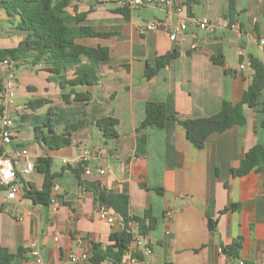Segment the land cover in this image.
<instances>
[{"label":"crops","instance_id":"0c3cea01","mask_svg":"<svg viewBox=\"0 0 264 264\" xmlns=\"http://www.w3.org/2000/svg\"><path fill=\"white\" fill-rule=\"evenodd\" d=\"M173 1L171 9L162 4L139 6L128 18L116 11L121 6L115 0H72L80 12L87 13L85 24L111 33L81 42L107 46L110 57L98 67L97 84L76 87L91 91V100L68 102L73 106L68 119L54 125L60 134L67 125L83 121L70 145L50 149L35 134L20 138L13 131L8 150L25 145L34 161L52 156L57 188L51 199L55 196L59 205L55 209L52 201L45 205L39 196L27 195L25 188L42 189L44 177L35 169L28 174H41L39 185L25 178L28 174L22 172L20 162L17 173L22 189L17 198L8 199L6 189L0 188V246L12 253L22 249L10 264H77L70 258L72 253L92 255L95 243H111V234L123 228L100 219L94 190L83 181L95 182L108 193L129 195L131 214L149 210L155 218L154 228L145 236L151 252L140 248L135 253L143 258L132 264H239L241 260L264 264V168L240 176L231 171L251 147H264V88L257 106L244 104L245 123L212 133L203 148L187 139L183 125L174 118L164 127L138 129L148 101L162 102L169 114L185 119L211 116L224 100H241L253 82L254 70L240 65L252 57L264 63V44L259 40L264 37V0H237L234 22L227 17L228 0ZM203 18L216 24L213 30L197 28L196 22ZM17 20L18 16L0 8V48L15 47L23 39L25 32L16 27ZM180 20H186L188 28L172 40L170 33ZM148 21L166 26L140 33L138 28ZM235 23L239 28L232 26ZM215 46L222 49V64L213 59ZM173 51L178 52L176 58L146 76L147 65L155 66L160 56ZM7 70L0 62L2 82ZM73 72L69 69L68 76ZM51 76L43 64L22 66L17 70L16 93L34 97L31 100H64L62 94L71 87L61 88ZM31 100H13L7 108L11 113L33 112ZM103 117L118 120L117 137L103 136L97 125ZM85 148L100 152L92 162V174L73 163ZM78 167L79 176L73 170ZM99 167L106 172L99 174ZM209 218L217 220L215 231L208 226ZM34 239L39 241L41 263L31 254ZM239 241L238 258L223 252V246Z\"/></svg>","mask_w":264,"mask_h":264},{"label":"trees","instance_id":"16d2710c","mask_svg":"<svg viewBox=\"0 0 264 264\" xmlns=\"http://www.w3.org/2000/svg\"><path fill=\"white\" fill-rule=\"evenodd\" d=\"M0 8L5 9L10 16H18L16 27L25 32L23 39L15 47L0 48V62L5 59L16 61V70L22 66L35 68L39 64L52 74L51 78L59 83L61 88L70 86L71 90L62 94L66 102L85 101L92 98L91 91H77V86L93 85L99 82L98 67L110 57L109 48L98 44L88 45L81 42L83 38L109 37L111 33L101 32L92 26L85 24L86 12H80L72 0H0ZM130 17L131 9L119 7L116 9ZM239 10L237 0H228L227 17L234 22ZM216 54L213 56L215 62L223 63V53L220 46H215ZM178 56L177 51L169 52L157 59L155 66H146V76L154 74L158 67L169 63ZM254 70L253 82L243 93L238 103L224 100L220 110L206 117L179 119L175 114H169L162 102L148 101L145 108V117L138 129L148 126L164 127L170 118L177 119L185 129L187 139L197 148H203L208 137L214 133L226 130L235 124L246 122L243 111L244 104L255 107L258 98L264 88V63L255 57L250 59ZM69 69H74L73 76L67 74ZM0 77V90L2 89ZM48 99L36 98L29 102L32 109L49 103ZM53 110L49 109V113ZM118 120L112 117H103L98 120L97 125L102 130L105 138H115L118 135L116 126ZM83 125V121L71 123L65 127L62 133L54 130L53 118L44 124L47 130L41 126L35 127V137L44 142L50 149H58L72 143L73 132ZM41 143V142H40ZM53 159L50 155L39 156L35 161V169L44 177L42 189H26L27 195L39 196L42 203L49 205L54 186V173L51 171ZM264 168V147L256 144L251 147L242 159L238 167L231 169L234 175H245L252 170ZM79 176L80 168H74ZM86 188L94 190L95 198L99 203H105L114 208L125 219L127 224L121 231L113 232L110 236L111 243L103 245L95 243L92 255L87 262L77 264H103L105 260H111L113 264H124V255L132 242L133 234L129 230L128 223L137 221L138 232L146 236L155 226V218L149 210L144 215L130 213V197L125 193H108L97 183L83 181ZM162 191L161 188L158 189ZM233 209L236 205H233ZM228 210L223 209L221 212ZM208 226L215 231L217 220L209 218ZM241 242L233 245H225L222 250L231 257L238 258ZM22 252L12 253L7 248L0 246V264H10L13 259ZM134 256L142 259V253H134ZM245 264H248L245 262Z\"/></svg>","mask_w":264,"mask_h":264},{"label":"built area","instance_id":"2783aa9c","mask_svg":"<svg viewBox=\"0 0 264 264\" xmlns=\"http://www.w3.org/2000/svg\"><path fill=\"white\" fill-rule=\"evenodd\" d=\"M122 7H127L129 9H135L139 6L149 5V4H162L165 7L171 9L174 1L173 0H115ZM215 23L211 22L208 18L200 19L196 22V26L201 30H213ZM166 26V23H161L159 21H148L147 23L141 25L138 30L140 33H147L150 31L158 30L160 27ZM234 28H239L238 24L232 25ZM188 28V22L186 20H180L174 30L170 33V38L175 40L178 38L180 33H184ZM260 43L264 44V37L260 38ZM4 65L7 66V74L2 84V89L0 90V188H5L7 191L8 199H15L18 193L22 189V185L18 180V164L23 162L22 172L28 174L35 170V161L32 159L29 148L25 145H17L16 147L8 150L7 145L11 144L14 140L13 125L14 120L11 113L8 110V106L13 103V97L16 95L17 90V70L16 61L5 59L2 61ZM242 69L252 68L251 61L248 63H242ZM19 108V107H18ZM100 152L95 148H85L79 155L73 160L74 164L80 165L85 170L86 174H92V162L97 160ZM64 163H69L67 159H63ZM99 174H104L106 170L102 167L97 169ZM57 186H53V191ZM54 204L55 209L59 205V201L55 196L51 199ZM97 213L100 219L105 220L111 224L119 223L122 228L126 227L125 219L120 215L114 208L105 204L98 203ZM172 211L168 210L167 214L171 215ZM130 231L133 234V240L130 243L128 250L126 252V259L124 264H132L138 261V258L134 256V253L139 251L141 248L143 251L151 252V248L145 240V236L139 234L138 228L139 223L137 221H130L128 223ZM83 241V235L78 238ZM31 254L37 263L42 262V256L39 247L38 239H34L32 242ZM91 254L89 252H82L80 254L72 253L70 258L72 261L76 262H87L89 261ZM239 264H245V261L241 260Z\"/></svg>","mask_w":264,"mask_h":264},{"label":"rangeland","instance_id":"374dc122","mask_svg":"<svg viewBox=\"0 0 264 264\" xmlns=\"http://www.w3.org/2000/svg\"><path fill=\"white\" fill-rule=\"evenodd\" d=\"M31 98L34 97H24L16 93V95L13 97V100L17 101L18 103H23L29 101V99L31 100ZM49 101L50 102L47 103V105L44 104L43 106L34 109L33 112L30 109L21 110L19 113L10 112L12 118L14 119V125L12 127L14 133L17 136H20V138H31L35 134L36 126H41L44 130H47L46 127H44V124L47 123L51 117L53 118L54 125L56 124L57 126H59V123L65 122L68 119L70 110L73 106L69 105L68 102L64 100L60 101L56 98L49 99ZM49 109L53 110L55 115H52V112L49 113ZM27 112L28 115L26 117L25 114ZM40 175L41 174L38 175L35 172L33 174L25 175V178H31L37 182V180L40 178ZM37 184L39 185L38 182Z\"/></svg>","mask_w":264,"mask_h":264},{"label":"water","instance_id":"95a60500","mask_svg":"<svg viewBox=\"0 0 264 264\" xmlns=\"http://www.w3.org/2000/svg\"><path fill=\"white\" fill-rule=\"evenodd\" d=\"M36 140H38V139H36ZM42 143H44V142H42ZM18 180H21L20 178H18Z\"/></svg>","mask_w":264,"mask_h":264}]
</instances>
